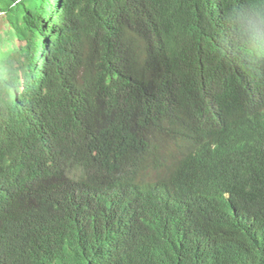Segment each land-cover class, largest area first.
Returning <instances> with one entry per match:
<instances>
[{"label": "trees", "instance_id": "16d2710c", "mask_svg": "<svg viewBox=\"0 0 264 264\" xmlns=\"http://www.w3.org/2000/svg\"><path fill=\"white\" fill-rule=\"evenodd\" d=\"M246 2L0 0V264H264V166L249 171L264 158V57L220 42ZM168 68L196 94L221 87L224 149L145 121L156 97L191 91ZM159 151L181 161L167 178L108 172ZM163 186L167 220V199L146 194ZM127 187L150 203L126 223L105 212L126 206ZM104 238L119 246L99 254Z\"/></svg>", "mask_w": 264, "mask_h": 264}, {"label": "clouds", "instance_id": "9594fccd", "mask_svg": "<svg viewBox=\"0 0 264 264\" xmlns=\"http://www.w3.org/2000/svg\"><path fill=\"white\" fill-rule=\"evenodd\" d=\"M224 24L226 25V30L220 36V42L224 47L249 56L264 57V0H257V2L254 3L246 2L234 8L225 17ZM258 60L263 66L261 58ZM168 69L177 79L180 89L184 84L185 90L192 89L185 81L182 72L175 71L173 68ZM181 92L184 97L179 102L163 101L156 97L157 102L153 110V116L145 121L161 120L166 134L176 144L183 142L189 135H197L200 137V141L203 144V151L212 147L224 149V143H229V140L228 138H223V134L226 133V130L223 128L222 122L215 118V114L222 109L223 104L221 87L214 83L211 87H204L198 94L193 90H191L190 93H187V91ZM243 116V113L239 114V117ZM262 148L264 147L262 146ZM263 152L264 150L261 153ZM156 158V161H159L158 163H151L153 157H150L144 159L143 162L133 170V157H131L127 164L114 165L108 169V172H115L114 169L126 168L131 172V182L143 177L154 180L158 175L167 178L181 163L178 158H167L161 151L156 154ZM256 160L258 165L249 169V171L258 172L259 168L264 166V158L257 157ZM119 164H121L120 160ZM228 175L232 181L235 182V177L231 173H228ZM254 184L261 186L263 181L256 179ZM124 191L126 193V206H111L112 209L107 210L105 214L115 218L125 216V222L127 223L137 203L142 207L144 203H150V201H146L143 192L135 188L127 187ZM146 194L148 196H163L167 199L164 210L160 211V217L167 220L169 211L174 207L171 192L167 187L163 186L158 189L149 190ZM99 205L100 204H97V206ZM248 214L249 213L245 211L242 217ZM124 232L127 234L123 244L124 247H126V243L129 241L130 237L129 228L126 227ZM105 241L106 238H104V242L99 241L95 246V251L99 254H103L101 250L103 244L109 246L110 249L119 246L117 243ZM260 257L264 258V251L261 252ZM93 260L96 264H110V261L104 256L96 257L93 254Z\"/></svg>", "mask_w": 264, "mask_h": 264}, {"label": "rangeland", "instance_id": "374dc122", "mask_svg": "<svg viewBox=\"0 0 264 264\" xmlns=\"http://www.w3.org/2000/svg\"><path fill=\"white\" fill-rule=\"evenodd\" d=\"M3 27H5L4 20L0 17V30H2ZM0 56H1V54H0Z\"/></svg>", "mask_w": 264, "mask_h": 264}]
</instances>
